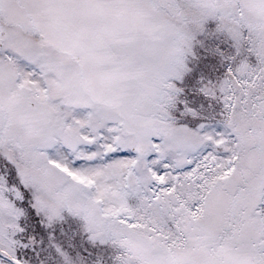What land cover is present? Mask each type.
<instances>
[{
	"label": "snow or ice",
	"instance_id": "obj_1",
	"mask_svg": "<svg viewBox=\"0 0 264 264\" xmlns=\"http://www.w3.org/2000/svg\"><path fill=\"white\" fill-rule=\"evenodd\" d=\"M0 264H264V0H0Z\"/></svg>",
	"mask_w": 264,
	"mask_h": 264
}]
</instances>
